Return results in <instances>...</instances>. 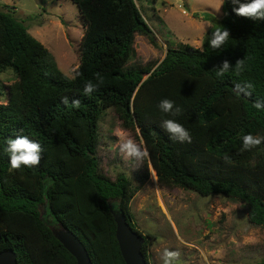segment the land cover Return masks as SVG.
<instances>
[{
	"label": "trees",
	"instance_id": "16d2710c",
	"mask_svg": "<svg viewBox=\"0 0 264 264\" xmlns=\"http://www.w3.org/2000/svg\"><path fill=\"white\" fill-rule=\"evenodd\" d=\"M72 1L86 26L73 76L0 5V72L16 74L0 101V251L13 250L19 264H77L53 233L64 227L80 238L94 264H126L113 214L120 210L145 237L142 251L150 264L155 238L138 229L132 209L139 187L123 173L112 180L100 171L99 121L109 108L139 132L160 184L242 202L249 221L264 227V140L242 151L244 136L264 138V19L239 16V4L224 0V15L202 48H168L153 70L127 66L136 33L157 43L136 0ZM217 28L230 36L213 49ZM225 60L230 67L218 75ZM89 82L94 88L86 95ZM165 99L180 114L163 112ZM165 119L183 125L191 142L171 139L161 127ZM18 136L41 146L39 166L11 167L7 141ZM147 178L141 175V182Z\"/></svg>",
	"mask_w": 264,
	"mask_h": 264
},
{
	"label": "rangeland",
	"instance_id": "374dc122",
	"mask_svg": "<svg viewBox=\"0 0 264 264\" xmlns=\"http://www.w3.org/2000/svg\"><path fill=\"white\" fill-rule=\"evenodd\" d=\"M136 1L157 43L136 33L128 67L149 65L154 70L168 48L182 43L202 48L207 34L224 15L219 0ZM0 5L12 11L49 49L63 73L73 76L86 26L72 0H0ZM208 14L215 22L204 17ZM15 80L13 71L0 72V101H6L7 87ZM129 139L146 149L139 132L124 127L114 108L105 110L99 121L100 171L112 180L123 173L139 187L132 209L138 229L155 238L150 264H165L166 260L176 264H264V227L249 221L245 204L224 195L202 196L160 184L149 154L137 159L121 151V144ZM147 173V180L141 182V175ZM166 251L176 255L168 256Z\"/></svg>",
	"mask_w": 264,
	"mask_h": 264
},
{
	"label": "clouds",
	"instance_id": "9594fccd",
	"mask_svg": "<svg viewBox=\"0 0 264 264\" xmlns=\"http://www.w3.org/2000/svg\"><path fill=\"white\" fill-rule=\"evenodd\" d=\"M234 4H239L238 8H235L234 11L239 16L249 17L254 20L264 19V0H248L246 3H241L240 0H233ZM224 0H219V7L222 8ZM230 33L227 29L217 28L212 34L210 40V46L213 49H220L222 45L226 43ZM242 61L237 62V67L242 66ZM230 67V63L225 60L223 62V67L217 73L218 75H223ZM94 85L90 82L85 86V94H91L93 92ZM64 103H68V98H64ZM79 101L74 100L73 104L79 106ZM259 106V105H257ZM159 107L165 113H170L172 115H178L181 112L179 107L174 109V102L167 99L161 101ZM169 134L171 139L179 140L181 142L188 141L191 142V136L187 129L183 127L180 123L172 119H165L161 125ZM264 138L253 137L251 134L243 137V150H249L252 147L258 146L261 144ZM6 151L10 153V163L13 169H20L22 166L33 168L39 166L42 156L41 146L28 139L26 136H18L15 139H9L7 141ZM121 151L125 152L128 156L135 157L137 159H144L148 156L147 150H142L141 146L135 144L131 139L127 142L121 144ZM224 159L227 161L229 157L225 155ZM168 256L176 255L174 253L165 252ZM165 264H169L166 260Z\"/></svg>",
	"mask_w": 264,
	"mask_h": 264
},
{
	"label": "water",
	"instance_id": "95a60500",
	"mask_svg": "<svg viewBox=\"0 0 264 264\" xmlns=\"http://www.w3.org/2000/svg\"><path fill=\"white\" fill-rule=\"evenodd\" d=\"M151 72L143 80L148 78ZM113 214L117 226L116 238L126 264H149L142 251L145 237L132 229L123 212L116 210ZM53 233L75 257L77 264H94L85 245L72 230L60 227L53 229ZM0 264H19L17 254L13 250L0 251Z\"/></svg>",
	"mask_w": 264,
	"mask_h": 264
}]
</instances>
